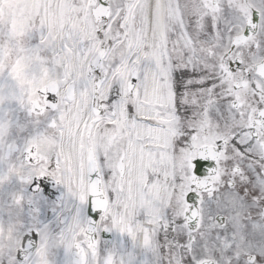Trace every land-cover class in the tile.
<instances>
[{"label":"snow or ice","instance_id":"snow-or-ice-1","mask_svg":"<svg viewBox=\"0 0 264 264\" xmlns=\"http://www.w3.org/2000/svg\"><path fill=\"white\" fill-rule=\"evenodd\" d=\"M0 264H264V0H0Z\"/></svg>","mask_w":264,"mask_h":264}]
</instances>
